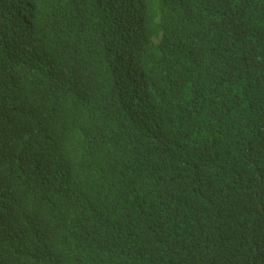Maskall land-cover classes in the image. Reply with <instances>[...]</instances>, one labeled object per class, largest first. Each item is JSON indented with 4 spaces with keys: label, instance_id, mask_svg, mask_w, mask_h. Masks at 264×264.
<instances>
[{
    "label": "trees",
    "instance_id": "obj_1",
    "mask_svg": "<svg viewBox=\"0 0 264 264\" xmlns=\"http://www.w3.org/2000/svg\"><path fill=\"white\" fill-rule=\"evenodd\" d=\"M0 264H264V0H0Z\"/></svg>",
    "mask_w": 264,
    "mask_h": 264
}]
</instances>
